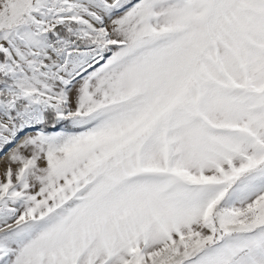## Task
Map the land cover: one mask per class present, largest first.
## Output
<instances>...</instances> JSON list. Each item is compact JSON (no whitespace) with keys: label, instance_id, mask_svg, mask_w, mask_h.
I'll return each instance as SVG.
<instances>
[{"label":"snow or ice","instance_id":"obj_1","mask_svg":"<svg viewBox=\"0 0 264 264\" xmlns=\"http://www.w3.org/2000/svg\"><path fill=\"white\" fill-rule=\"evenodd\" d=\"M0 264H264V0H0Z\"/></svg>","mask_w":264,"mask_h":264}]
</instances>
